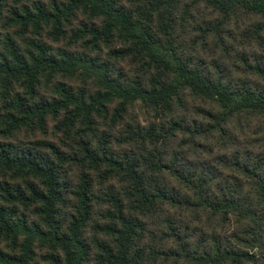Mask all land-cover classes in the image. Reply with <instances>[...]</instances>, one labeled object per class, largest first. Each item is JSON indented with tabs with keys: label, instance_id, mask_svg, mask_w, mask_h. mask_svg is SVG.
<instances>
[{
	"label": "trees",
	"instance_id": "16d2710c",
	"mask_svg": "<svg viewBox=\"0 0 264 264\" xmlns=\"http://www.w3.org/2000/svg\"><path fill=\"white\" fill-rule=\"evenodd\" d=\"M0 21V264H264V0H0ZM50 118L55 140H3Z\"/></svg>",
	"mask_w": 264,
	"mask_h": 264
},
{
	"label": "rangeland",
	"instance_id": "374dc122",
	"mask_svg": "<svg viewBox=\"0 0 264 264\" xmlns=\"http://www.w3.org/2000/svg\"><path fill=\"white\" fill-rule=\"evenodd\" d=\"M16 0H3V3L5 5H9V4H13ZM4 32H10V28L6 27V29L3 27L1 21H0V33H4ZM51 32L49 31V26H43V28L40 30V33L38 34L39 37L46 43V44H50L53 48L56 47V44L65 42V40H67V38L69 37L70 33H67V36L63 39H58V40H53L51 39ZM81 43H74L73 45L76 46L75 48H82ZM64 80H66L67 82H71L72 84H77V82L79 81L80 83V78L78 77H74L71 78L70 76H66L63 78ZM51 89H52V84L50 85H46L45 82L42 80L41 81V86H40V92L44 93V94H51ZM137 109H138V114L141 115L140 110L141 107L139 105H136ZM53 121L50 118L47 121V128L45 129L44 134L42 132H40V129L38 127H22L19 128L15 131H13L12 133L8 134L5 139L6 141H10L13 144H18V145H23V146H30L32 144L33 140H36L37 137L42 138L43 136L49 138V139H56V135H52L51 134V125H52ZM55 134V133H54ZM57 134V133H56ZM2 139V138H1ZM61 170L64 174L63 177V182L65 180V184H67V187H65V196H63V203L61 205V212L63 211V216L67 219L68 218V214L69 212H75L76 213V185H77V181L79 178V174H80V170L81 168L79 167V165L73 163V161H64L61 164ZM90 176L91 178H93V186H92V194L91 197L93 199L94 202H97V204L99 205V196L100 193L99 191L102 189V185H100L99 182H95L97 179L95 177V173L94 172H90ZM98 215L96 214L95 216H93L92 218L90 217V221H93V219H97ZM89 221L88 225L85 228L84 231V235L87 239L90 238V234H92V224ZM0 245H2V243H0ZM35 256L36 255H42L43 254V249L42 248H36L35 249Z\"/></svg>",
	"mask_w": 264,
	"mask_h": 264
}]
</instances>
